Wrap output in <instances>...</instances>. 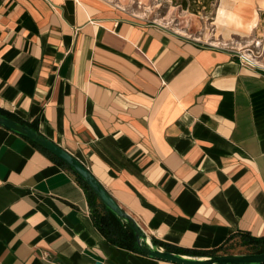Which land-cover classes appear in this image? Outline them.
<instances>
[{"label":"crops","instance_id":"0c3cea01","mask_svg":"<svg viewBox=\"0 0 264 264\" xmlns=\"http://www.w3.org/2000/svg\"><path fill=\"white\" fill-rule=\"evenodd\" d=\"M230 8L259 25L264 0ZM194 39L109 0H0V111L77 158L164 249L245 255L233 245L264 238V72ZM97 203L0 126V264H171L114 244Z\"/></svg>","mask_w":264,"mask_h":264},{"label":"rangeland","instance_id":"374dc122","mask_svg":"<svg viewBox=\"0 0 264 264\" xmlns=\"http://www.w3.org/2000/svg\"><path fill=\"white\" fill-rule=\"evenodd\" d=\"M109 1L143 21L158 24L200 42L212 43L218 48L242 54L250 53L247 52L250 50L255 54L264 51V15L260 13L262 21L257 25L250 16L246 17L230 8L235 1L245 0L231 3L224 1L219 10L216 8L220 0ZM183 1L187 2L186 7L182 6ZM253 251V247L243 246L240 242L232 247L233 253L251 254Z\"/></svg>","mask_w":264,"mask_h":264},{"label":"water","instance_id":"95a60500","mask_svg":"<svg viewBox=\"0 0 264 264\" xmlns=\"http://www.w3.org/2000/svg\"><path fill=\"white\" fill-rule=\"evenodd\" d=\"M0 126L24 136L47 150L49 153L63 161L77 175H79L87 186L99 198L102 204L113 213L122 223L129 226L136 237V245L139 252L152 259L171 264H264V253L245 255H213L208 257H195L174 253L164 249L161 245L150 238L137 220L126 212L118 202L109 194L104 186L82 164L62 147L44 137L32 127L15 121L3 113H0ZM96 264H102L97 262Z\"/></svg>","mask_w":264,"mask_h":264},{"label":"trees","instance_id":"16d2710c","mask_svg":"<svg viewBox=\"0 0 264 264\" xmlns=\"http://www.w3.org/2000/svg\"><path fill=\"white\" fill-rule=\"evenodd\" d=\"M182 6L186 7L187 6V2L183 1L182 2ZM0 113H3V112L0 111ZM3 114H5V113H3ZM6 116H8V115H6ZM9 118H11V117H9ZM14 120L18 121L20 123H23L25 125H28V124L22 122L21 120H18V119H14ZM30 127H32L35 131H38L33 126H30ZM31 142L34 145H36L38 148H40L43 152L48 154L57 163H59L60 165L66 167V168H68L69 170H71L77 176L79 182L87 190L88 195L90 196V198H92L93 196L94 197L96 196L94 194V192L83 181V179L79 175H77L71 168H69L63 161H61L60 159H58L57 157H55L54 155L49 153L44 148L40 147L35 142H33V141H31ZM97 199L99 200L98 197H97ZM97 206H99V208ZM96 207H97L96 216H95L96 217V223L98 224V227L101 229V231L106 235V237H108L114 244H116V245H118V246H120V247H122L124 249L140 253L138 248H137L136 237H135L134 232L132 231V229L129 226H127L126 224H125L126 225L125 226L113 213H111L102 204L101 201H100V203L96 204ZM156 243L161 245L159 242H156ZM242 245L243 246H248V247H253V249H255V251L251 252V254L264 253V238H253L251 236H247V237L244 236ZM168 251L186 255L183 251H180V250H174V251L168 250ZM216 253L217 252L215 251L214 253H212V255H216Z\"/></svg>","mask_w":264,"mask_h":264},{"label":"built area","instance_id":"2783aa9c","mask_svg":"<svg viewBox=\"0 0 264 264\" xmlns=\"http://www.w3.org/2000/svg\"><path fill=\"white\" fill-rule=\"evenodd\" d=\"M194 40L199 42L196 38ZM206 46L215 47V45L212 43L210 44L207 43ZM247 52H250V53H247V54H242L241 52H233V53L238 57L242 66L250 70H258V71L264 72V51L262 53L257 52L256 54L254 53V51H251V50Z\"/></svg>","mask_w":264,"mask_h":264}]
</instances>
